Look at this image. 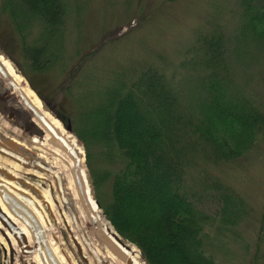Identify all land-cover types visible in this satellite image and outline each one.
Masks as SVG:
<instances>
[{"label": "trees", "instance_id": "1", "mask_svg": "<svg viewBox=\"0 0 264 264\" xmlns=\"http://www.w3.org/2000/svg\"><path fill=\"white\" fill-rule=\"evenodd\" d=\"M240 7L243 42L264 53V0H240ZM1 13L20 39L29 73L43 75L58 65L66 71L72 62L65 56L66 31L77 22L70 0H3ZM207 32L198 36L195 59L186 67L193 72L188 97L158 63L110 61L99 67L95 52L82 59L65 89L75 108L73 127L58 118L68 120L83 144L92 197L146 264H217L206 250L210 218L190 198L185 178L200 156L237 161L264 134V112L234 87L224 32ZM32 36L37 38L30 42ZM0 52L6 55L1 44ZM104 161L118 170H108ZM220 200L222 221L236 219L229 194Z\"/></svg>", "mask_w": 264, "mask_h": 264}, {"label": "rangeland", "instance_id": "2", "mask_svg": "<svg viewBox=\"0 0 264 264\" xmlns=\"http://www.w3.org/2000/svg\"><path fill=\"white\" fill-rule=\"evenodd\" d=\"M70 3L77 13V22L66 31L64 50L72 62L66 71L58 65L43 75H35L24 66L20 57V39L13 31L8 15L1 13L3 0H0V44L6 55L0 53L29 88L27 78L32 81L47 101V105L43 102V109L58 121V116L68 118L73 127L75 108L65 89L72 83L74 69L94 52L97 56L93 64L99 67L110 61L129 64L133 60L144 63L149 60L158 63L173 85L188 97L193 72L186 71V67L192 66L190 58L195 59L192 47L202 32L217 28L224 32L232 54L235 89L242 91L264 112V53L258 51L252 42L249 45L243 42L240 0H70ZM36 38L32 36L29 41ZM68 120L65 131L70 125H67ZM66 132L84 149L73 131ZM44 134L33 113L10 87L9 80L0 76V137L6 142L22 143L31 156L41 154L54 161L51 153L46 154L45 149L32 143L36 138H43ZM52 146L57 147L55 142ZM197 161L187 173L185 186L198 210L210 218L206 229L207 253L217 264H264V134L251 152L237 161L215 163L206 161L204 156ZM16 163L0 153V179L14 182L38 201L51 223V231L58 233L57 241L68 264H100L91 254L80 253L69 227L61 218L57 222L58 213L55 209L56 214L51 211L43 194L48 190L55 197L49 183L27 166H20L19 171L14 172L12 168ZM106 163L104 161L103 165L108 170H118L115 162ZM84 168L88 174L86 159ZM222 193L229 194L238 210L233 221H222ZM100 214L103 217L102 210ZM1 236L6 240L0 229V264H11ZM93 241L102 254L103 264H123L112 257L101 242ZM128 248H135L141 257L135 246L130 244ZM27 259L29 264H37L35 258Z\"/></svg>", "mask_w": 264, "mask_h": 264}, {"label": "bare ground", "instance_id": "3", "mask_svg": "<svg viewBox=\"0 0 264 264\" xmlns=\"http://www.w3.org/2000/svg\"><path fill=\"white\" fill-rule=\"evenodd\" d=\"M0 76L9 80L10 87L19 94L45 133L43 138H36L32 143L54 156V161L41 154L31 156L22 143L6 142L0 137V153L17 162L13 171L27 166L49 183L55 197L48 190L43 194L51 211H57V222L59 218L65 222L82 252L91 254L95 262L103 264L104 259L93 240L101 242L111 256L123 264H145L135 248L129 250L118 241L114 229L101 216L84 168L85 150L43 109L41 99L1 53ZM53 142L57 147L52 146ZM0 225L8 241L2 236L1 240L7 253H12L14 264H29L28 257L35 258L37 264H68L57 241L58 233L51 231V223L38 201L14 182L3 179H0Z\"/></svg>", "mask_w": 264, "mask_h": 264}, {"label": "water", "instance_id": "4", "mask_svg": "<svg viewBox=\"0 0 264 264\" xmlns=\"http://www.w3.org/2000/svg\"><path fill=\"white\" fill-rule=\"evenodd\" d=\"M59 122H61V121H59ZM61 125H62V127L64 128V130H65V125L61 122ZM66 131H69V132H72V127H71V125H69L68 127H67V129H66ZM55 144L57 145V143L55 142ZM13 178V177H12ZM94 202L96 203V205L98 206V208H99V205H98V203L94 200ZM2 231V235L6 238V240H7V236H6V232H4V230H1ZM117 239H118V241L119 242H121L122 243V241H121V239L117 236ZM8 241V240H7ZM76 242V241H75ZM77 243V242H76ZM77 245H78V243H77ZM122 245L123 246H125L127 249H129L130 250V248H128V246H126L125 244H123L122 243ZM78 249H79V252L81 253L82 252V250L80 249V246L78 245ZM10 263L11 264H14V257H13V255H12V253H11V255H10Z\"/></svg>", "mask_w": 264, "mask_h": 264}]
</instances>
